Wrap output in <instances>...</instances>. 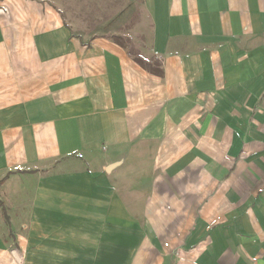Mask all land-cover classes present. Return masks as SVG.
<instances>
[{
  "label": "crops",
  "instance_id": "obj_1",
  "mask_svg": "<svg viewBox=\"0 0 264 264\" xmlns=\"http://www.w3.org/2000/svg\"><path fill=\"white\" fill-rule=\"evenodd\" d=\"M132 1L156 72L0 0V264L80 261L96 231L112 262L131 230V262L264 264V0Z\"/></svg>",
  "mask_w": 264,
  "mask_h": 264
},
{
  "label": "rangeland",
  "instance_id": "obj_2",
  "mask_svg": "<svg viewBox=\"0 0 264 264\" xmlns=\"http://www.w3.org/2000/svg\"><path fill=\"white\" fill-rule=\"evenodd\" d=\"M49 5L57 12L64 24L68 25L75 33L81 34V36L92 35V36H105L121 45L134 60L138 61L144 67L149 70L157 71L159 62L150 53L149 40L143 37V33L139 32L140 21L143 15L140 8L136 5V2L132 0H49ZM142 36V37H141ZM143 50V51H142ZM62 160L52 161L51 171L52 173H58L61 169ZM64 203V209H69L74 212L78 205L75 199H61ZM54 201V200H53ZM52 202L47 203L48 205ZM58 206L59 203H56ZM79 208V207H78ZM58 209V208H57ZM74 216V215H73ZM50 217V216H48ZM75 217V216H74ZM96 222H108L118 221L119 218L108 220L107 216H94ZM103 217V218H102ZM111 217V216H110ZM53 219H60V215L52 214ZM80 218V216L78 217ZM132 218V217H131ZM136 216L131 219L130 223L136 222ZM105 221V222H104ZM121 221V220H119ZM132 224L131 227L136 225ZM130 225V224H128ZM95 237L92 241H84V246L79 248V252L82 254L78 256L80 261H76V248L68 249V260L66 262H42V263H29L28 261V248L24 246L19 252L20 262L19 264H139L138 262H131V256L135 247V242L138 241L136 234L139 231L131 230L120 232L117 231L115 234L116 241V254L112 258V262L98 261L103 260V255L100 252L99 246L101 244L99 238H106L107 231H96ZM111 234V235H112ZM98 240V241H96ZM107 239L103 240L102 243L106 242ZM8 244H17V240L10 235ZM9 251V250H8ZM72 255V256H70ZM105 259L107 257H104ZM73 260V261H71ZM144 264V263H143Z\"/></svg>",
  "mask_w": 264,
  "mask_h": 264
}]
</instances>
